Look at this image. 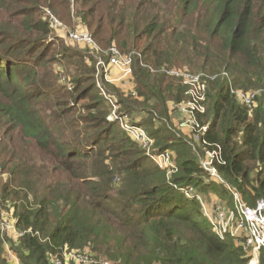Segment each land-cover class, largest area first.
Listing matches in <instances>:
<instances>
[{"label": "trees", "instance_id": "1", "mask_svg": "<svg viewBox=\"0 0 264 264\" xmlns=\"http://www.w3.org/2000/svg\"><path fill=\"white\" fill-rule=\"evenodd\" d=\"M48 10L61 22L76 17L100 47L136 54L134 91L113 95L124 114H145L142 126L158 151L175 154L177 175L168 179L108 120L95 60L84 49H53ZM52 59L68 71L64 81L47 76ZM169 68L218 75L197 119L224 149L225 180L249 205L264 199V0H0V131L14 133L0 143L10 173L0 205H13L22 264H52L66 249L115 264H249L175 187L210 189L188 137L172 126L169 103L188 95ZM230 81L263 93L247 106ZM0 264H9L1 239Z\"/></svg>", "mask_w": 264, "mask_h": 264}, {"label": "built area", "instance_id": "2", "mask_svg": "<svg viewBox=\"0 0 264 264\" xmlns=\"http://www.w3.org/2000/svg\"><path fill=\"white\" fill-rule=\"evenodd\" d=\"M50 19L54 26L58 24L57 19L50 13ZM68 38L73 42L83 43L92 48L98 49L92 35L87 31H69ZM108 57H100L98 59V75L96 78L97 87L111 106L108 119L112 122L118 121L121 128L127 135L138 144L152 160L156 166L166 172L168 179L180 172L179 165L176 161L175 154L170 150L158 151L156 148V140L139 122L129 119L128 114L120 112V104L117 98L107 91L104 83H113L117 80L129 81L134 84L133 77V56L123 54L116 46H112L107 50ZM107 55V54H106ZM112 69L119 71V78L111 77ZM167 75L178 78L187 87L186 94L188 98L179 104L169 103L172 111H180L186 118L178 124V132L185 136L181 130L189 127L190 134L188 136V144L196 154L198 164L203 171L204 183L213 182L222 186L230 195L231 200L215 201L212 205L204 202L199 188L194 185L178 186L179 189L188 199H196L203 213L212 225L213 232L221 238H231L235 244L243 249L249 256V264H261L264 253V199H258L255 205H249L243 198L240 191L227 182L219 170V166L226 163L224 157V149L221 144L211 142L207 138L208 124H202L198 119V115H202L206 111L207 87L210 81L215 80L218 75L205 72L194 73L187 69L169 68L163 69ZM227 74L226 72L223 73ZM230 92L237 100L247 106L255 103L257 92L252 90H244L236 88L230 81ZM187 137V136H186ZM119 181V177L115 178ZM19 231V230H18ZM23 235V232H20ZM8 257L17 261V256L8 251ZM76 264H115L107 259H97L89 253L68 250L63 253V257H51L52 264H69V261Z\"/></svg>", "mask_w": 264, "mask_h": 264}, {"label": "rangeland", "instance_id": "3", "mask_svg": "<svg viewBox=\"0 0 264 264\" xmlns=\"http://www.w3.org/2000/svg\"><path fill=\"white\" fill-rule=\"evenodd\" d=\"M57 22H58V24L53 28V33H52L53 38L52 39L58 38L59 42H55L56 46H53V49L56 52H59V49L60 50L63 49L62 45L63 46L65 45L66 47L84 49L87 56H88L86 58L89 59V57H92L95 60V63H94L95 64L94 65L95 66L94 80H96L98 72H99L98 68H97L98 59L100 57H108L109 54L107 53V50L103 47H100L97 43H96V45L98 46V49H95V48H92V47L85 45L83 43L73 42L68 38V32L69 31L80 30V31H87L90 33V31L86 27H84L83 25H81V23H79V21L76 19V17H73L72 21H70V22L69 21L61 22L58 19H57ZM52 54H53V52H52ZM50 56L51 55H48V58ZM132 56L135 57L136 54L133 53ZM50 66H52V68H50L49 71L47 70V76L52 77V76L56 75L58 77V79H61L62 81H64L65 77L68 76V71L64 67H61L58 64V61L52 59V63ZM197 73H199V72H197ZM221 73H219L220 76H223V73L222 74ZM126 83L129 84V82L121 81L119 83L120 85L116 86L115 85L116 83L113 82V83H111V86L113 88L112 87L111 88L112 89L116 88V89L120 90L121 93H126L127 91L123 90V88H127V85H125ZM121 87H123V88H121ZM116 89L113 90L111 92V94H114V91H116ZM133 89H135V88H133ZM252 91L257 92V96L258 95L261 96L263 93L262 89L252 90ZM115 97H116V95H115ZM44 104H45V101L40 106H44ZM121 109L122 108L120 105V112H122ZM172 113H173V115L170 118H172L173 120L175 118L176 121H178V122H182L186 118V116L184 114H182V112H180V111L175 110V111H172ZM144 116H145V114L143 112L138 113L137 115H134V114L128 115L130 120L133 119V121L139 122V123H142V121H143L142 118ZM137 118H140V121H136ZM64 120H66V118H64ZM115 122L118 123V126H120V123L118 121H115ZM0 127L1 128L4 127L3 121L1 119H0ZM173 128L177 131V126H173ZM179 131L181 132V130H179ZM189 134H190V131H189L188 135H186V136L188 137ZM13 135H14V133H12V132L10 134H7L6 129L0 131V143H2L4 139H8L9 137H12ZM9 157H10V154H6L3 156V158H6V159H9ZM2 162L3 161L0 159V183L4 184V183L8 182V180L10 179V175H9L10 173L4 171V169L2 167ZM7 165H8V163H7ZM213 184H215V183H213V182L207 183V185L210 186L209 187L210 189L208 191L203 192L202 190H199V193H201L204 202L207 204H210V205H212L215 201L216 202L220 201V199H222L223 201L229 202L228 200H231L230 195L228 193L224 194L223 193L224 191L220 187H217L218 185L214 186ZM231 204H234L233 200H231ZM20 237H21V235H20V233L16 227V218L14 215L13 205H11V203L1 204L0 205V239L2 240V245H3V249H4V256L7 258V262L9 264H17V261L8 257V251H11L12 253H14L17 256V258L19 259V264H22L20 257H19V254L16 250L18 248V241H19ZM69 264H76V263L71 260V261H69Z\"/></svg>", "mask_w": 264, "mask_h": 264}, {"label": "crops", "instance_id": "4", "mask_svg": "<svg viewBox=\"0 0 264 264\" xmlns=\"http://www.w3.org/2000/svg\"><path fill=\"white\" fill-rule=\"evenodd\" d=\"M110 74H111V77L114 78V79H118V78H119V71L116 70V69H112V71H111ZM120 82H121L120 80H117V81H115L114 83H116L115 85L117 86V85H120V84H119ZM126 82H129V81L126 80ZM125 85H127V88H123V87H121V88H123L124 91H127V92H126L127 94H128L129 92L132 93V92L134 91L133 88L135 87V83L133 84V83L129 82V84L126 83ZM125 85H124V86H125ZM173 113H174V112H173ZM173 113H172L171 110H170V117L173 115ZM171 119H172V118H171ZM174 120H175V121H174ZM174 120L172 119V122H173L172 125H173V126H177V129H179V128H178V124H179L180 122L176 121L175 118H174ZM136 121H140V118H137ZM140 124H141V123H140ZM189 131H190L189 127H185V128H182V129H181V132H182L183 134H185V136L188 135Z\"/></svg>", "mask_w": 264, "mask_h": 264}]
</instances>
